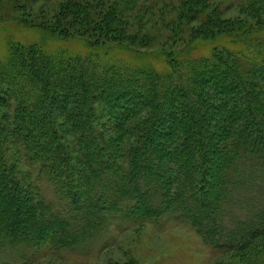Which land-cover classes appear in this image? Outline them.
Instances as JSON below:
<instances>
[{"label":"trees","instance_id":"obj_1","mask_svg":"<svg viewBox=\"0 0 264 264\" xmlns=\"http://www.w3.org/2000/svg\"><path fill=\"white\" fill-rule=\"evenodd\" d=\"M87 5L66 0L61 12L88 20ZM112 34L101 47L127 46ZM9 47L0 56V264L44 247L86 248L118 220L182 222L222 253L264 238L262 54L216 46L185 58L189 45L165 55L160 72Z\"/></svg>","mask_w":264,"mask_h":264},{"label":"rangeland","instance_id":"obj_2","mask_svg":"<svg viewBox=\"0 0 264 264\" xmlns=\"http://www.w3.org/2000/svg\"><path fill=\"white\" fill-rule=\"evenodd\" d=\"M65 1L0 0V56L7 53L9 43L17 42L36 44L50 54L97 57L160 72L167 70L165 55L189 45L193 49L185 58H201L216 46L264 56V0H81L88 4L83 11L88 20L61 12ZM111 17L116 19L113 23L105 22ZM53 26L64 31L63 38L43 30ZM113 31L123 34L127 46L101 47L113 39ZM18 167L36 182L33 167L23 161ZM42 185L50 194L49 187ZM29 256L13 264H264V238L244 252L222 253L206 246L182 222L167 218L135 225L118 220L86 248L51 252L44 247Z\"/></svg>","mask_w":264,"mask_h":264}]
</instances>
